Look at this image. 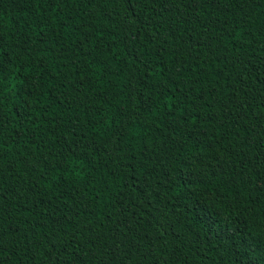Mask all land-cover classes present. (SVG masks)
<instances>
[{
  "label": "trees",
  "instance_id": "obj_1",
  "mask_svg": "<svg viewBox=\"0 0 264 264\" xmlns=\"http://www.w3.org/2000/svg\"><path fill=\"white\" fill-rule=\"evenodd\" d=\"M0 264H264V0H0Z\"/></svg>",
  "mask_w": 264,
  "mask_h": 264
}]
</instances>
